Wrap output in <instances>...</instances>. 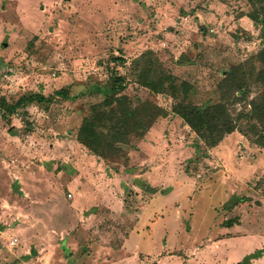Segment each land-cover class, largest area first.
Instances as JSON below:
<instances>
[{"label": "rangeland", "instance_id": "1", "mask_svg": "<svg viewBox=\"0 0 264 264\" xmlns=\"http://www.w3.org/2000/svg\"><path fill=\"white\" fill-rule=\"evenodd\" d=\"M262 5L0 0V96L13 100L60 88L74 95L47 108L27 104L9 123L0 117V264H247L237 255L253 246L264 250V149L237 128L262 90L257 83L249 80L230 94L226 108L236 128L212 148L171 113L172 97L153 95L130 76L123 94L132 105L149 99L167 116L144 138L120 144L125 154L113 161L89 155L75 139L84 114L103 99L87 83H104L114 71L128 75L132 59L146 53L152 69L160 63L195 87L187 101H214L224 74L264 42V28L248 17ZM119 52L124 64L108 60ZM87 181L95 190L100 182L99 192L110 199L87 203ZM237 197L242 201L233 204ZM70 205L82 213L71 215ZM96 205L108 212L104 259L86 245L95 237L80 222ZM10 238L16 245L7 244ZM129 239L122 252L114 251L115 240ZM137 245L141 255H131Z\"/></svg>", "mask_w": 264, "mask_h": 264}, {"label": "trees", "instance_id": "2", "mask_svg": "<svg viewBox=\"0 0 264 264\" xmlns=\"http://www.w3.org/2000/svg\"><path fill=\"white\" fill-rule=\"evenodd\" d=\"M264 0H250L251 3ZM248 17L254 25L260 24L264 28V5L259 11H252ZM264 31V30H263ZM149 54L132 59V71L128 75H120L113 72L107 81H93L87 83V91L103 96L97 105H91L88 114H84L76 131L75 139L91 155L105 161H113L125 154L120 144H130V139H142L152 124L159 118L167 116V112L149 100H140L136 105L123 94L127 89L128 76L138 81L142 88L155 95H167L172 97L175 103L171 113L181 120L196 135L198 141L206 148L215 147L223 138L232 133L236 128V121L227 111L226 103L235 88L240 89L249 80L257 83L262 89L260 94L251 101V110L247 114H240L237 128L247 137L252 145L264 149V42L261 47L242 63L233 65L217 83L218 96L214 101L208 100L205 104H193L187 101L189 94L195 91V87L186 80H178L158 63L157 69H152L149 62ZM111 62L124 64L122 52L119 55L111 54ZM142 63H146L143 64ZM114 68V67H113ZM133 75V76H132ZM69 88H60L44 95L33 92L21 94L16 99L8 100L0 96V117L9 123V117L18 109H23L27 104L47 105L55 99H72ZM247 120L248 126L243 122ZM29 129L30 124L28 125ZM26 125V128L28 129ZM13 128V127H11ZM18 134V130H10ZM236 198L233 204L241 202ZM71 255V254H70ZM260 251H256L249 257H257Z\"/></svg>", "mask_w": 264, "mask_h": 264}, {"label": "crops", "instance_id": "3", "mask_svg": "<svg viewBox=\"0 0 264 264\" xmlns=\"http://www.w3.org/2000/svg\"><path fill=\"white\" fill-rule=\"evenodd\" d=\"M146 138L148 139V136H146ZM88 154L91 155L89 152H88ZM91 156H93V155H91ZM94 180L95 179H93V180L90 179L89 180V184L93 185L92 182ZM96 182L97 181H94V183H96ZM99 183H98V185H96L97 186L96 190H95V187H93V186L88 184V181H87V183H83V185H82V194L83 195L82 196L84 197L83 199L87 198V200H86L87 203L94 202L95 200H97V201L101 200V202L104 203L105 199H107V200L110 199L109 196H106L102 192H99V187H98ZM98 199H100V200H98ZM81 208L82 207L79 206V205H76V207H74V206L72 207L71 206V209L69 210V212H70L71 215L78 214V210H80V213H82ZM104 208H105L104 206H100V205L92 206L91 209H94V211L88 212L87 216H81V221H80L83 233H87V234H92L93 233V235L95 237L93 239V242H90V243L88 242L86 245L90 244L89 246L93 247V248L90 249L92 251V254L96 255L98 257L101 255L102 259H104V251H103V249H104V246H105V243H106V240H105V230H106L105 215H106V213H108L106 208L105 209ZM84 210L86 212L88 209L84 207ZM101 212H103V213L101 214ZM38 220L41 221V218L38 219ZM70 220L71 221L74 220L73 216H72V218ZM80 222H79V220H77V225ZM67 223H69V222H67ZM73 223H70V225L73 224ZM94 223H95V226H94ZM75 226L76 225L73 224L72 227H71V230L74 229ZM86 226H87V228H86ZM114 242H115L114 248L116 249L114 251L115 252H118V251L122 252L124 247L128 246L129 243L131 242V240L129 239V240H125V241H122V242L115 240ZM257 243H259L258 239H257ZM146 245H147V247H146L145 251L149 250V252H151L152 249H153V243H150L147 240L146 241ZM139 248H140L139 245H137L136 250H134L130 254L131 255H135V256L141 255L140 254L141 252H139V250H138ZM254 248L255 247L253 246L252 248L247 249L246 251H244L241 255H237V256H243L244 258H246L247 262H249L247 264H250L251 260L254 262L253 264H261L264 261V250L263 249H256L255 251H252V250H254ZM256 251H260V255L259 256H257V257H249L253 253H255ZM145 254H148V253L146 252ZM101 264H102V262H101ZM140 264H145V261H140Z\"/></svg>", "mask_w": 264, "mask_h": 264}, {"label": "built area", "instance_id": "4", "mask_svg": "<svg viewBox=\"0 0 264 264\" xmlns=\"http://www.w3.org/2000/svg\"><path fill=\"white\" fill-rule=\"evenodd\" d=\"M53 74H54V73H53ZM16 243H17L16 238H10L9 241L7 242V244H8L9 246H14V245H16Z\"/></svg>", "mask_w": 264, "mask_h": 264}]
</instances>
